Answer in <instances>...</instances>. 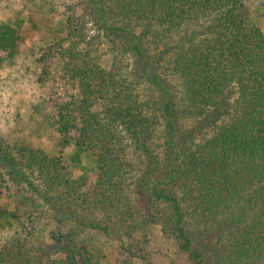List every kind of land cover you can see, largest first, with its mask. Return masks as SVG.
I'll return each instance as SVG.
<instances>
[{
  "label": "trees",
  "instance_id": "obj_1",
  "mask_svg": "<svg viewBox=\"0 0 264 264\" xmlns=\"http://www.w3.org/2000/svg\"><path fill=\"white\" fill-rule=\"evenodd\" d=\"M76 3L85 14L36 59L42 76L56 62L78 89L49 119L75 152L69 162L0 142V264H109L78 228L131 237L158 224L187 264H264V31L245 0ZM24 22H0V69L25 43ZM86 152L89 184L75 175ZM47 216L58 226L45 239Z\"/></svg>",
  "mask_w": 264,
  "mask_h": 264
},
{
  "label": "rangeland",
  "instance_id": "obj_2",
  "mask_svg": "<svg viewBox=\"0 0 264 264\" xmlns=\"http://www.w3.org/2000/svg\"><path fill=\"white\" fill-rule=\"evenodd\" d=\"M76 2L78 0H0V22L6 18H17V14L25 21L24 31H21L25 43L13 61L5 63L0 69V142L3 146L26 142L52 155H62L70 162L75 147L62 148L58 144L49 119L56 102L77 96L79 92L60 64L50 61L47 75L42 76L36 59L39 51L53 42L54 33L62 29L69 16L73 13L80 16L85 14L82 4ZM245 2L250 7L254 22L264 31V0ZM88 28L92 33L91 24H88ZM103 48L102 62L109 68L112 55L106 46ZM96 173L95 156L89 152L83 153L81 165L75 171L76 177L85 174L89 184ZM83 214L86 216L90 213L86 211ZM80 215L82 217V213ZM95 216L103 217L100 209L95 210ZM47 218H42L37 225L38 235L45 239L50 230L58 226L56 220ZM87 218H91L90 215ZM103 220L104 225L106 220ZM16 229V225L7 227L1 236L10 237ZM77 231L102 249L109 264H187V256L181 254L177 242L166 235L159 224L150 225L131 237L118 235L112 225L104 231L92 227H86L83 231L78 228ZM132 240L134 255L128 251V244ZM55 257L52 255L51 258Z\"/></svg>",
  "mask_w": 264,
  "mask_h": 264
}]
</instances>
